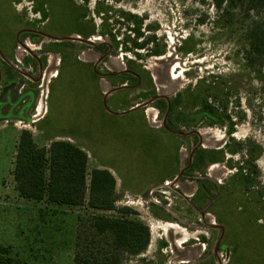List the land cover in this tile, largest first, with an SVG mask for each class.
I'll return each mask as SVG.
<instances>
[{"label":"rangeland","instance_id":"374dc122","mask_svg":"<svg viewBox=\"0 0 264 264\" xmlns=\"http://www.w3.org/2000/svg\"><path fill=\"white\" fill-rule=\"evenodd\" d=\"M0 1L9 7L1 12L5 26L15 28L11 20L18 17L20 29L49 32L55 38L74 32L75 49L91 61V71L119 73L115 82L122 77L131 81L127 89L113 96L123 101L119 110L145 103L142 112L151 117L155 127L174 112L171 124L183 134L169 136L174 147L170 143L157 145L150 140L152 134L144 129L140 115L123 118L116 127H100V120L92 127H52L63 119L65 126L80 120L75 115L76 94L72 92L79 94L78 99L87 97L82 94L85 68L74 67L75 57L69 54L62 63L61 54L50 51L46 44L31 43L26 35L32 47L21 48L23 57L49 52V67L39 83V101L32 113L36 122L20 120L8 127L0 124V246L10 248L15 261L74 264L78 236L88 230L91 219L122 215L91 209L87 203L61 206L22 198L16 190L13 169L20 134L28 130L40 147L53 140H66L83 148L89 155L88 174L105 165L114 170L121 197L117 206L129 207L130 217L142 221L150 231L148 249L130 258V263L264 264V101L261 83L246 65L240 28L232 32L217 29V15L210 1L206 5L198 0ZM39 9L47 11L48 22L44 23L46 17ZM98 9L102 14H97ZM121 12L127 16L120 18ZM103 14L109 18L104 34ZM136 22H141L143 35L138 40L133 32ZM48 25L55 30H49ZM110 31L115 33V40L107 35ZM152 37L157 39L155 45L166 51L164 56L148 52L155 45L135 49V44ZM87 38L90 41L85 43ZM44 40L53 43L48 37ZM102 44L105 46L97 49ZM127 71L138 74L139 79ZM86 87L107 96L114 89L103 75L89 78ZM207 93L216 96L208 105L221 123L209 124L204 119L193 127L188 117L201 111L198 106ZM144 94L149 100L143 101ZM93 114L96 112L91 117ZM43 115L46 122L37 121ZM166 139L162 135L163 142ZM151 142L161 148L155 155L150 153ZM195 151L201 154L192 158ZM161 156L165 162L160 174L172 178L158 183L151 176L159 173L153 167L160 164ZM253 156L257 157L252 161ZM189 163L191 167L198 163V169L190 167L178 178ZM146 175L151 179H144ZM244 183L248 186L243 187Z\"/></svg>","mask_w":264,"mask_h":264},{"label":"trees","instance_id":"16d2710c","mask_svg":"<svg viewBox=\"0 0 264 264\" xmlns=\"http://www.w3.org/2000/svg\"><path fill=\"white\" fill-rule=\"evenodd\" d=\"M83 1L89 3L91 0ZM209 1L216 11L214 25L217 29L231 32L238 28L242 30L246 65L261 83L260 95L264 101V0H198L203 5ZM97 14H102V11L98 9ZM120 15V18L127 16L123 12ZM102 17L105 27V20L109 18L104 14ZM135 24L137 27L133 32L138 40L143 36L141 22ZM107 35L113 40L116 38L111 31ZM156 41V37H152L146 43L135 44V49L153 47ZM183 51L187 52L185 49ZM148 52L155 56L166 54L164 48L157 44ZM127 81L122 77L119 83L125 84ZM142 96L149 98L146 94ZM212 97L216 99L215 94L203 96L201 116H214L219 122L220 119L208 105ZM168 127L176 130L172 124ZM232 130L233 127L231 133ZM200 154L196 151V155ZM256 157L253 156L252 161ZM88 163V153L73 142L53 140L48 146L40 147L32 133L24 130L17 144L13 169L16 190L27 200H46L61 206L87 203L94 210L121 213V216L96 215L91 219L88 230L78 236L74 264H132L130 258L140 256L148 249L149 228L142 221L130 217L132 210L129 207L117 206L121 197L114 174L105 168H95L88 174ZM191 168L198 169V163ZM242 186L248 185L244 183ZM0 264L19 263L11 256L10 248L0 246Z\"/></svg>","mask_w":264,"mask_h":264},{"label":"flooded vegetation","instance_id":"af4514ba","mask_svg":"<svg viewBox=\"0 0 264 264\" xmlns=\"http://www.w3.org/2000/svg\"><path fill=\"white\" fill-rule=\"evenodd\" d=\"M22 0H11V3H20ZM3 2L0 1V17L1 12H5L7 8L4 5H2ZM12 8V7H11ZM13 9V8H12ZM40 13H43V15L46 17L44 18V23L48 22L49 18L47 16V11L39 9ZM15 13V12H14ZM16 14V13H15ZM17 17V15H16ZM12 22H15L16 27L12 28L9 25H4L1 22L0 19V26L2 27V30H0V124H6L3 127H8L10 125L8 124H16L17 121H27V122H36L33 120V111L37 108V103L39 101L38 94L39 89L42 87V85H39L41 81L45 78L46 71L49 67V65L46 63L49 62V52H43L41 54L37 53H28L26 55L24 54V57L22 55V51L25 48H31L32 45L27 42L25 39L26 35H29L27 38L32 43H41L46 44V47L49 48L50 51L58 52L62 55V63H66L65 57L66 54L73 55L75 59H73V66L77 67V65H83L85 68L83 70V81L82 84H84V91L82 94H87V97L84 100L78 99L79 94H76L73 99H76V103H74L75 108V115L80 116V120H74L75 122L71 121L70 123L67 122L65 126L64 119L61 121V123L56 121V124L52 127H74L77 125H80L81 127H86L89 125L90 121L93 124H96L95 122L97 120H104L105 115H109L110 117L116 116L120 114L119 108L113 107L112 103L114 101L113 96H115V93L118 90H125L129 87L130 80L127 81L125 84H120L119 81L115 82V79L120 76V74H114L110 71H102V74H99L97 71H91L89 68L90 60L86 58L85 55L80 56L75 49V46L73 42H75L73 39H76L72 34V32L69 37L66 38H55L54 34L49 32H43V33H36L35 31L27 30V29H20L21 23L18 20V17L16 19H12ZM11 24V23H9ZM48 29L52 30L49 28ZM102 29L104 34V21L102 23ZM55 30V29H54ZM52 30V31H54ZM45 37H48L51 43H48V40H44ZM73 40V41H72ZM90 40L89 38L85 39V43H88ZM67 42V45H61V43ZM68 42H71L72 44L68 45ZM105 45L102 44V46H97V49L103 48ZM59 47H63L58 49ZM100 47V48H99ZM23 48V49H21ZM21 49V50H20ZM20 50V51H19ZM31 50V49H30ZM26 51V50H25ZM28 52V50H27ZM19 53V56H18ZM37 55V56H35ZM23 57V58H22ZM22 58V59H19ZM79 58V60H78ZM81 61L83 64H81ZM28 70V72H26ZM127 74H129L131 77L138 78V74L133 73L131 71H127ZM34 75H37L36 78H33ZM60 76L61 73H58ZM57 75V77H58ZM103 75L114 87L113 91L106 95L107 93H99L96 94L94 89L87 90V85L89 83V78H96L97 76ZM96 76V77H95ZM56 77V78H57ZM121 79V78H120ZM118 79V80H120ZM27 80L29 81L27 83ZM117 80V79H116ZM86 85V86H85ZM35 86V88H34ZM37 86V87H36ZM77 89V86H76ZM41 91V90H40ZM92 92V93H91ZM95 92V93H94ZM90 94V95H89ZM93 94L96 95V97H93ZM90 96V97H89ZM83 98V95H82ZM143 101L149 100V98L145 99L143 98ZM78 101L81 102V105H78ZM145 104V103H144ZM79 108V109H77ZM202 111V106L199 107ZM73 110V109H72ZM172 111V109H171ZM201 111L196 113L195 115L189 116V120L191 122V125L194 127L199 126L204 119L209 120V124H217L221 123V120L217 122L216 117H202ZM48 111H46L47 113ZM93 112H96V114H93L91 117V114ZM174 113V112H172ZM172 113H168V116L164 118L163 124L156 126V128H163L172 131L173 133L180 134L179 136H182L183 134L178 132L177 130L170 129L168 127L169 124H171V121L173 120ZM62 114V113H60ZM208 115V114H207ZM60 117H65V115L62 114L59 115ZM158 118V116H156ZM44 120V123L47 120V117L43 115L41 118H39L37 121ZM58 120V119H56ZM60 121V120H59ZM157 121V120H156ZM13 126V125H11ZM37 125H35L36 127ZM192 158L196 156V151L191 154ZM191 164H188V167L182 169V171L179 173L180 177H183L185 173L190 169ZM216 168H212L211 171L213 173H217L215 171ZM182 173V174H181ZM181 174V175H180ZM178 176V177H179ZM215 226H218V224H215Z\"/></svg>","mask_w":264,"mask_h":264},{"label":"crops","instance_id":"0c3cea01","mask_svg":"<svg viewBox=\"0 0 264 264\" xmlns=\"http://www.w3.org/2000/svg\"><path fill=\"white\" fill-rule=\"evenodd\" d=\"M115 96H117V95H115ZM118 100H120V98H118V97H116V99L114 98V101L112 103L113 107L117 108L118 106H120L122 104L123 101H118ZM144 105L145 104H142V103L141 104L140 103L139 104L138 103L134 104L132 106H129V108L127 110H123V111L119 110L120 114H118L116 116L114 115V116L110 117L109 115H105L104 120L106 122H104V123L100 122L99 123V124H101L100 127H116V124H120L121 122H123L121 119L128 118V116H131V115H136V116L140 115V117L142 118L144 129L152 134V136H149V138H150V140L152 139L153 143H156L157 145H161L162 144V146L164 144L166 145V143H170V145H171L170 147H174L175 145L173 144L172 139H168L169 136L173 134V132L170 131V130H167V129L156 128L153 125V123L151 122V120H152L151 117H149V115H147L148 117H146L145 113H143V112H145V111H143ZM154 119H156V118H154ZM92 125H93V123L90 121L89 125L86 126V127H92ZM123 129H124L123 127H120V130L123 131ZM163 131L165 133H162ZM164 134L166 135V138L168 139V140L166 139V142L164 141L165 143L162 140V135H164ZM152 142H151V144H153ZM147 144H149V143H147ZM145 148H147V147H145ZM149 148L151 149L150 153H152V155H155V153H156L155 151L156 150H160L161 149L160 147L158 148V146H154V144H153V146H149ZM148 149H146L147 152H148ZM175 149H176V147H175ZM145 158L146 157L144 156L143 159H145ZM159 162H160L159 165L155 166V164H154V167H153V169L158 168L156 172L159 171V173L157 175L151 176V178L159 180L158 183H162L163 181L172 178V175H167L166 174V175L163 176L162 174H160V171H162V168H163L164 162H165V159L163 158V156H161V159H159ZM104 168L110 170L112 173L114 171L111 167H107L106 165L104 166ZM150 168H151V166H150ZM150 171H151V169H148V172H150ZM146 173L147 172H145V174ZM120 177L122 178V176H120ZM129 178H132V177H129ZM151 178H150L149 175H146L144 177V179H151ZM116 180H117V178H116Z\"/></svg>","mask_w":264,"mask_h":264},{"label":"water","instance_id":"95a60500","mask_svg":"<svg viewBox=\"0 0 264 264\" xmlns=\"http://www.w3.org/2000/svg\"><path fill=\"white\" fill-rule=\"evenodd\" d=\"M181 174H182V173H181ZM181 174H180V175H181ZM179 177H180V176H179ZM179 177H178V178H179Z\"/></svg>","mask_w":264,"mask_h":264}]
</instances>
